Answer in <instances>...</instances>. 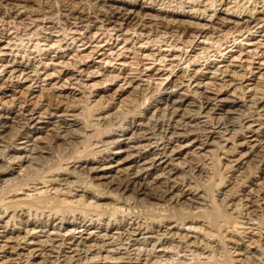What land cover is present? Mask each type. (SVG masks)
<instances>
[{
    "label": "rangeland",
    "instance_id": "obj_1",
    "mask_svg": "<svg viewBox=\"0 0 264 264\" xmlns=\"http://www.w3.org/2000/svg\"><path fill=\"white\" fill-rule=\"evenodd\" d=\"M49 1L50 8L44 6V12H38L42 7L37 0L20 3L25 9L7 11L0 8V117L20 123L36 118L48 121V117L53 116L66 117L67 120L75 118L85 126V132L90 137L69 143L65 154L54 152L51 157L42 160L40 168H44L45 162L51 168L45 167L40 179L23 177L20 182L11 183L7 182L9 177L0 174V189L4 190L0 198L4 199L3 204L19 199L30 200L33 196L54 197L56 194H61L60 198H68L69 202L72 198H75L73 201L80 200L85 195L83 201H86V205H61L60 213L55 217L64 215L70 222L73 217L77 218L74 222L76 226L64 223L59 226V221H54V212L48 213V210L38 212L35 218L30 217V221L36 225L48 219L47 224L59 227L58 230L46 228L50 230L48 235L55 243L71 236H74L71 242L77 240L76 243H79L80 237L86 239L90 233L116 237L122 231L113 229L116 224L129 230L133 223L143 224L145 221L134 215L148 212V217L155 218L166 214L163 210H170L171 215L185 219L182 225L170 223L166 228L170 230L174 227L171 233L177 234L175 242L184 235L198 236L202 231L196 233L193 228H199V225L211 227L201 229L217 236L213 245L220 248L222 257L219 260H225L228 264L231 263L227 252L233 246L230 241L235 243L234 240H240L234 233L243 232L246 237L260 235L264 239V167L262 169L256 164L264 158V129L258 135L261 142L254 153L256 155L251 156L244 147H237L236 144L241 137L248 140L252 134L242 130L232 136V132L224 131L222 127L217 129L218 126H211L214 122L209 123L204 113L192 125L198 123L204 126L202 129H205V133L195 131L183 137L167 136L165 139L148 134L134 140L129 131L134 126L145 130L150 127L152 122H148L147 118H150L157 108V101L162 98L181 97L191 103L202 101L205 97H217L216 103L226 104L228 102L225 101L234 100L232 91L240 83L243 87L253 88L254 78L260 75L264 78V0H135L137 6L134 7L123 4L132 0H74L85 7L90 4L104 10L118 8V12H131L130 20L115 24H102L87 11L81 21L63 18L66 13L59 11L60 0ZM6 3L2 6L5 7ZM171 19L182 22L185 30L157 27L156 23ZM214 70L226 71L228 75L243 74L244 78L241 82L230 81L225 76L212 80L210 73ZM207 84L217 89L222 85L224 87L219 95L213 97L209 90L203 88ZM236 97L239 110L251 112L253 96L245 91L244 96ZM38 99L39 103L36 102ZM159 106L163 108L164 104ZM46 108H49V116L44 114ZM101 119L107 124L96 126ZM246 123L251 124L246 119L241 127L247 126ZM259 123H253L252 127L257 128ZM121 128L128 130L121 132ZM32 140L36 141L33 135ZM112 140H116V143L110 144ZM43 142L55 146V149L65 146L60 140ZM6 154L11 156L13 152L9 150ZM154 154H157L156 161L152 167H148ZM227 161L230 162V169L226 168ZM179 162H185L189 167H179ZM80 165L87 169L98 168L99 173L103 169L111 176L120 168L153 169L149 170L150 178L154 174H164L163 177L169 176V179L182 183L179 188L183 194L179 199L180 205L165 202L167 197L164 201H151L154 207L145 208L144 202L140 201L133 207L126 200L127 197L133 198L131 192L124 193L121 202L112 196L98 194L84 187L83 179L87 174L74 179L62 170H72ZM190 167L194 172H189ZM97 173L89 172L88 179H96ZM41 177L54 182L44 185ZM64 181L73 184L67 185ZM93 182H103L101 188L104 189H115V186L106 185V180ZM22 184H27V189L23 186L22 191L14 193L17 186ZM68 188H73L69 197L65 196ZM156 189L160 190L158 186ZM59 190L61 192L57 193ZM193 197L206 199L203 201V205H206L203 215H212L215 223H204L205 220L198 214H185L193 210L191 207H197L189 202ZM239 199L247 204L243 212L249 215L238 220L245 225L234 228L231 222L237 214L228 213L232 208L234 211ZM223 204H227L228 208ZM246 208L249 209L246 211ZM16 210L11 208L1 215L0 246L5 245L6 248L0 250V264H215L214 260L207 259L208 253L197 258L187 250H166L157 243L150 256H140V262L128 261L127 252L130 258L135 256L136 246L131 247L132 241L155 236L149 232L142 235L145 231L140 232L141 235L135 232L129 238L131 241L122 240V245L116 247L98 248V244L102 245L98 243L87 251L85 246L95 244L87 242L84 246L76 247L81 250L80 256L71 252L75 246L58 255L51 253L48 246L41 248L36 246V241L20 239L24 236L23 226L15 221V225L9 222V217L13 211L17 213ZM220 211L228 214L226 218L230 219L220 217ZM90 219L91 225L87 222ZM82 220L84 222L79 224ZM108 221L111 228H105L104 224ZM98 223L97 229H92ZM162 224L153 230L163 233L165 228ZM201 234L199 237L202 238L204 234ZM121 238L125 239V231ZM252 238L257 240L256 237ZM40 240H44V237ZM208 240L212 243V238ZM66 242L70 243L69 240ZM207 242L203 240V243ZM108 243L111 241L106 239L105 244ZM237 243L245 251L250 241L244 238ZM261 244H250L246 251L255 252L258 259L262 258L264 250ZM69 246L67 244L66 247ZM143 248L148 250L150 244ZM85 251L87 253L83 254ZM105 256L109 259L104 260ZM69 257L73 258L71 262L67 260ZM144 259L148 261L145 263ZM221 261L217 264H221Z\"/></svg>",
    "mask_w": 264,
    "mask_h": 264
},
{
    "label": "bare ground",
    "instance_id": "obj_2",
    "mask_svg": "<svg viewBox=\"0 0 264 264\" xmlns=\"http://www.w3.org/2000/svg\"><path fill=\"white\" fill-rule=\"evenodd\" d=\"M37 1L40 3L42 7L38 12H41V11L44 12L43 10L44 6H46L48 9L50 8L49 5L51 2L49 0H46V2L44 0L42 1L37 0ZM28 2H32V0H0V8H6L7 11L12 10L14 8L18 10L25 9L26 7L21 6L20 3H28ZM3 3H6L5 7L2 6ZM123 4L129 5L131 7L137 6L135 4V0L134 2L132 0V1H129L128 3L124 2ZM59 7H60L59 11L62 10L63 13H66V15H63V18H66V19L70 18L73 20L81 21L83 20L82 18L86 17L87 13L90 12V14L94 15V19L102 24L103 23L115 24L117 21H122L126 23L128 20H130L129 14L131 13L128 10H123L121 12H118L117 11L118 8H115L114 10H111V9L104 10L103 7H100V8L98 6L94 7L90 4L88 5V7H85L84 5H82L80 1L74 2V0H67V1L60 0ZM237 12H241V11H237ZM178 15H180V13H178ZM156 24H157V27H161L165 30H170V29L171 30L175 29L179 31L185 30L183 23L176 21L174 19H171L168 21L167 20L160 21ZM140 26H144V25H140ZM210 74H211L212 80H216L217 76L219 77L221 76L222 78L225 76V77H229L231 79L230 81L241 82L242 79L244 78L243 74L237 75L233 73L232 75H228L226 71H219V70L218 71L214 70V72H211ZM253 81L255 82L254 83L255 86L253 88H251L250 86L243 87L242 83H240L232 91L231 96L234 97V100L225 101V102H228L226 104L224 103L218 104L215 102L217 98L216 96L222 92L221 89L224 87V85L220 86V88L218 89L213 88L214 85L212 84H207V86L203 87L204 89L209 90L210 94L213 95V97H216L215 99L205 97L202 101L195 100L194 102L190 103L187 100H183L181 97L170 98V99L162 98L159 101H157V104H156L157 108L152 111L150 118H147L148 122H152L150 124V127H148L146 130L143 128L135 127V126L132 129H129V131L131 132L132 139L136 140V138L139 139L140 137H143L148 134L157 135L160 137V139H165L167 138V136H169L170 138L183 137L185 135L194 134L193 132L195 131L200 132V133H205L206 132L205 129H202L204 128V126L201 127L200 124L198 123L195 125H192V123H195L198 117L202 113H204V116L209 118V123L214 122V124H211V126L212 125L218 126L217 129H220L222 127L224 131L232 132V136L237 135L242 130H246L248 133L252 134V136L248 140H246L244 137H241L240 142L236 144L237 147H244L248 151L249 156H251L256 152L257 147H259L260 145L261 140L259 139L258 135L261 132L260 130L264 129V119H259L261 118L260 116L264 117V78L260 75L259 77L254 78ZM245 91L250 93V96H253L252 98L253 106L251 107L252 110L251 112L248 111V113H245L244 111H240L239 110L240 106L238 104L239 102L238 103L236 102V99H237L236 96L238 95L244 96ZM161 101L163 102L161 103ZM36 102L39 103L40 100L38 99ZM160 104L161 105L164 104L163 108H160V106L158 107V105ZM226 105L227 106L230 105V107H226ZM44 114L49 116V108H46L44 110ZM247 114H251V115L249 116ZM217 115H219L218 118H216ZM255 116H257L258 119H254ZM42 119L44 118L25 120L23 123H20V122L12 121L8 118L0 117V174L5 175L6 177H9L7 179V182L18 183L24 178L27 179V178H33V177L36 179H40V176H42V174L45 172L44 168L45 167H48L49 169L51 168V165L48 164V162H45V163L43 162L45 166L44 168L43 166L40 168L42 160L48 159L49 157H51V155L54 152L59 151L60 154L61 153L65 154L68 150L67 146L69 143L76 141L79 138H89L90 137L85 132L86 131L85 126L77 122L75 118L74 120H67L66 117L57 118L53 116V117H48V121H44ZM246 119H249L251 124L246 123L245 125L248 124L247 126L241 127V123L243 121H246ZM255 122H260L257 128L252 127L253 123ZM106 124L107 122L104 119H101V121L97 122L95 125L99 127H103ZM126 130H128V128L120 129L121 132H125ZM32 135L36 137L35 142L32 140ZM7 137H9L8 140H6ZM44 140H50V141L60 140L63 142L65 146L59 149L57 148L55 149V146H50L48 143H44L43 142ZM115 143H116V140H112L110 144H115ZM199 145H202V144H199ZM9 150L13 152V155L9 156L6 154V152ZM156 155L157 154L153 155L154 157L151 159V162L148 165V167H152L154 165L156 161ZM227 162L228 164L226 168L230 169L231 168L230 162L229 161ZM256 164L260 166L261 168L264 167V158L263 160L260 159L259 161H257ZM177 165L179 167H189L188 165H186L185 162H182V163L179 162L177 163ZM12 166H15L16 168H12ZM58 166H59V169H61L60 164ZM62 170L66 172L69 177H72L74 179L75 177L77 179V178H80V176L87 174V177L85 178L86 180L83 179L84 187L86 189H91L101 195L112 196L116 198L117 201L119 202H121L122 195L124 193L131 192L133 194V198L127 197L126 200H127V203L133 205V207H135L139 203V201L140 203L144 202L143 204L144 206H146L145 208L154 207L151 201H164L166 200L167 197L169 198L165 202H168V203L176 202V205L178 204L180 205L179 199H181L183 195L182 190H179V188L182 187V183L169 179V176L163 177L164 174L163 175L154 174V176L150 178L151 171L149 170H153V169L148 170L145 167L144 168L136 167V168H128V169H121V168L116 169L114 171L115 175L113 176L108 175V173H104L103 169H100L101 173H99L98 168L87 169L85 167L83 168L82 165L75 167V168L73 167L72 170L67 169V168L62 169ZM193 170H194L193 168L191 167L189 168L190 173L194 172ZM89 172H98L97 173L98 176L96 177V179L95 178L88 179ZM41 180L44 185L54 182V181L46 180L44 177H41ZM94 180L96 181L106 180L107 181L106 185L115 186V189L109 190L106 188L105 189L101 188L104 183L98 182L97 184H95L93 182ZM64 182L67 185L73 184V182H69V183H66L67 181H64ZM23 186H25L26 189L28 187L27 184H22V185L17 186V189H15L13 192L17 193V192L22 191ZM157 186L158 188H160V190L156 189ZM34 190H37V189H34ZM71 191H73V188L69 189L67 193L65 194V196L69 197V194L71 193ZM3 192L4 190L0 189V194ZM58 192L60 193L61 191L59 190L57 191V193ZM256 193L260 194L259 191H256ZM14 195H18V194H14ZM60 195L61 194L59 195L56 194V196L54 197L43 196V195L33 196V198L30 200L19 199L16 202L14 201V202L6 203V204H3L4 199L0 198V204H2L0 209L3 208L2 211L0 210V219H1V215L7 213L9 209L17 208L16 210L17 213H15V211L12 212L11 216L9 217V222L15 225L14 224V221H15V222H18V225L23 226L22 232L24 233V236L21 237L20 239L22 240L28 239L31 241H36L37 247L42 248V247L48 246L51 249L50 250L51 253L55 252V253H58V255L64 253L66 249L71 250L72 247L75 246V248H73L71 252L76 253L77 256H80L81 250L77 249L76 247H79V245L84 246L85 243L87 242L89 243L95 242L94 245H89L88 247L85 246L87 248V251H89V249L92 247H96L98 243L102 244V245L98 244V248H102L105 246L112 247L115 245H122V240L123 241L130 240L129 238L135 232H138V235H141L140 232L145 231V233L144 234L142 233V235H145L146 233L149 232L151 234H154L155 236L154 237L144 236L142 238H139V239L137 238L136 240L132 241L133 245L131 247L136 246V248L134 249L135 256L134 258H130L129 252H127L125 255H127L126 259L128 261L140 262L141 260L140 256H143V255L150 256L151 253L154 252L153 247L155 243H157V246L162 247L163 249H166V250L168 249L187 250L189 251V253L191 252V255L197 258L203 253H208L207 259L214 260L215 264L221 261L219 260L222 257L221 252L219 253L220 248H218L217 245L216 246L213 245V243H215L216 241L217 236L205 233V230H204L205 228L211 229V227H207L206 224H202V226L199 225V228H193V230L196 233H200L201 231L203 232L205 236L203 235L202 238H201L202 236L201 234L202 232H201L200 237H199L200 234H198V236L196 237H189L187 235H184L180 237L178 242L177 241L175 242L174 238H177L176 237L177 234L171 233L172 232L171 230H173L174 227H172V229L170 230L166 228L169 226L170 223H180L182 225L185 219L184 217L178 218L176 216L171 215V213H169L170 210L168 211L163 210V212H165L166 214H164L163 216H155V218L148 217L149 216L148 212L147 214L138 213L137 215H134V217H136L137 219L139 218L144 219L145 220L144 223L143 224L133 223L132 226L129 228V230L122 228L124 226L117 227V224H116V226L113 229L122 230L120 233H118L120 235L116 237L107 236L106 234L101 235V236L97 234L95 236V235H91L90 233L88 238L86 239H81L80 237L79 243H76L77 240H75L74 242H71L73 241L74 236H71L69 239H66V240L61 239L58 243L57 242L55 243L53 242V239L48 235L50 234L48 232L50 231L49 229L58 230L59 227H57V225L53 226L52 224H47L50 221V220L48 221V219L44 222H43L44 220L43 219L42 222L36 225V223H32L30 221V217L33 216L35 218L38 212H39L38 214H40L48 210V213L54 212L53 213L54 221L55 219L58 220L59 226H61L63 223L69 224V225L74 224L73 226H76V223L74 222L75 220H77V218H74V217L73 219L71 218L72 221L70 222L69 219L66 218L64 215H60L59 216L60 218H55V217L58 213H60L59 208L61 207V205H66L68 203L71 205L73 204L79 205L81 203L83 205H86L84 204L86 201H83V199L85 198L84 197L85 195H82L80 200L73 201V199L75 198H72V200H70L69 202H68V198H60ZM203 201H206L204 197H196V198L193 197L192 200L190 199L189 202L191 204L197 205V207L195 208L191 207L193 210H189L185 214H190V216L192 214H196V215L198 214L199 215L198 217H202L205 220L204 223L212 225L211 223H215L216 219L212 215L204 217L203 214L206 212V210H204L205 209L204 207L206 205H203ZM238 202L239 204L236 205V208L234 207L235 208L234 211L232 210L233 209L232 208L230 209L231 213H228L231 215L237 214V216L232 219V222L230 220L231 226L234 228H238L239 225H245L242 223L241 220L240 221L238 220L243 219L246 215H249L243 212V208L246 207L247 204L242 203V200L240 199ZM224 206H227L226 208H228L227 204H225ZM184 209L185 208H182V210ZM248 209L246 208V211ZM195 210L197 211V213H194ZM220 212L222 214V216L220 217L226 218V216H228V214L224 215L222 211ZM250 220H257V219H250ZM83 222L84 220H82L79 224ZM87 222H90V225L92 224L91 219L88 220ZM154 224L156 226H154ZM161 224L164 226L165 230H163V233L160 234L159 233L160 230L154 231L153 229L160 228ZM259 224L260 223H258V225ZM99 225H100L99 223L96 224V227H92V229H97V226ZM104 225H105V228L112 227L109 221L106 222ZM47 227H49L48 230H46ZM201 227H204V229L202 228L203 229L202 230ZM123 231H125V239L121 238ZM226 232L229 233V231H226ZM42 234L43 236H37V235H42ZM115 234L117 233L115 232ZM234 236L240 239L238 241H243L244 238H248V241H250V244H256L258 242H261L262 243L261 245H263L262 250H264V239L261 238L260 235H252V236L246 237V235H243V232L242 233L236 232L234 233ZM41 237H44V240H40ZM252 237H256L257 240H253ZM209 238L210 239L212 238V243H210L211 241L208 240ZM106 239H109L111 243H108L106 245L105 244ZM67 240H69L70 243H67L66 242ZM203 240L208 241L207 242L208 244L203 243ZM234 241L235 243L230 241L231 242L230 244L233 245L230 248L232 252L231 251L227 252V255L230 258L231 264H264V257L262 256L263 254L261 255L262 258L258 259L255 255V252L246 251L247 249L249 250L250 244L247 245L246 247L247 249L243 251L242 247L239 248V245L237 243L238 241L237 240H234ZM67 244H69L70 246L66 247ZM149 244H150V248L148 250L146 248H143ZM5 248H6L5 245L0 246V250H5ZM190 249H193V250H190ZM87 251L83 252V254H86ZM248 254L251 257L248 256ZM72 259H73L72 257L67 258L69 262H71ZM103 259L106 260V259H109V257L105 256ZM84 260H88V258H85ZM143 261L146 263L148 260L144 259ZM221 264H228V263L224 260V261H221Z\"/></svg>",
    "mask_w": 264,
    "mask_h": 264
}]
</instances>
